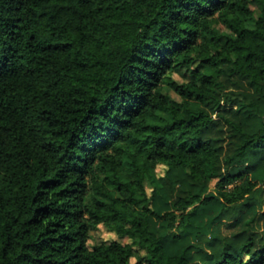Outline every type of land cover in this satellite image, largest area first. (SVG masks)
<instances>
[{"label":"trees","instance_id":"trees-1","mask_svg":"<svg viewBox=\"0 0 264 264\" xmlns=\"http://www.w3.org/2000/svg\"><path fill=\"white\" fill-rule=\"evenodd\" d=\"M132 259L264 264V0H0V264Z\"/></svg>","mask_w":264,"mask_h":264},{"label":"rangeland","instance_id":"rangeland-1","mask_svg":"<svg viewBox=\"0 0 264 264\" xmlns=\"http://www.w3.org/2000/svg\"><path fill=\"white\" fill-rule=\"evenodd\" d=\"M250 9L253 10L255 13H260V7L258 4H251ZM186 73L184 69H180L172 74V79L176 82L182 83L187 79ZM165 85V91L170 92L171 96L175 99H177L176 95L170 91V87L166 84ZM184 116H187V114H183ZM165 169L162 166L157 167L156 169V176L157 178L164 175ZM215 185V181L210 182V189L213 190ZM91 188V187H90ZM147 191H150L151 186L149 184H146L145 186ZM90 194H93V189H90ZM90 239L88 241V246L91 248L92 246L102 243V242H110V241H118L122 244H131L132 242L128 240L127 238H122L117 236L116 234L108 231L104 226L99 225L95 227L94 229L90 230ZM136 260L132 259L131 264H135Z\"/></svg>","mask_w":264,"mask_h":264}]
</instances>
